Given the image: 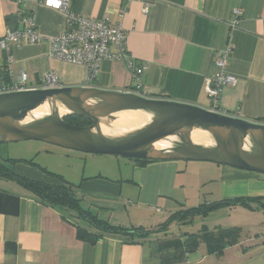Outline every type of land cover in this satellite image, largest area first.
<instances>
[{"label":"crops","instance_id":"0c3cea01","mask_svg":"<svg viewBox=\"0 0 264 264\" xmlns=\"http://www.w3.org/2000/svg\"><path fill=\"white\" fill-rule=\"evenodd\" d=\"M72 10L122 25L129 55L136 64L147 67L141 92L148 98L212 109L206 83L218 71V55L230 48L228 71L239 80L223 90L220 110L264 123V0H144L130 4L124 0H72ZM235 10L242 14L236 15ZM16 11L15 0H0V39L9 29H22L21 24L15 27ZM34 14L45 39L14 48L15 75L26 72L35 86L44 73L55 70L65 86L81 85L85 67L49 57L50 39L66 28V15L47 6L37 7ZM5 63L6 53L0 50V71ZM135 85L124 60L104 63L95 81V86L106 90L130 91ZM0 156L8 159L1 150ZM124 165L113 168L111 174L103 168L86 174V164L81 176L73 175L76 179L36 163L18 162L14 172L56 185L62 183L48 172L62 177L88 203L104 209V219L111 222L117 215L114 225L123 227L158 229L174 215L203 205L264 197V175L225 165L174 160L145 166L132 160ZM193 190L197 202L192 203L189 193ZM34 198L17 183L0 178V264H264V234L253 233L264 226V210L221 206L223 212L242 215L246 223L224 226L240 225L243 234L237 245L218 256L205 243L188 251L184 246L187 234L169 235L168 228L144 242L118 235H105L96 244L83 242L77 238L72 220ZM222 226L208 228L216 231Z\"/></svg>","mask_w":264,"mask_h":264},{"label":"water","instance_id":"95a60500","mask_svg":"<svg viewBox=\"0 0 264 264\" xmlns=\"http://www.w3.org/2000/svg\"><path fill=\"white\" fill-rule=\"evenodd\" d=\"M66 116L91 125H71ZM26 141L132 160L210 162L264 175V123L128 91L65 86L0 95V144Z\"/></svg>","mask_w":264,"mask_h":264},{"label":"built area","instance_id":"2783aa9c","mask_svg":"<svg viewBox=\"0 0 264 264\" xmlns=\"http://www.w3.org/2000/svg\"><path fill=\"white\" fill-rule=\"evenodd\" d=\"M143 1L124 0L127 4ZM15 3L17 6L15 27L16 24H21L23 27L22 29H9L0 39V50L6 53V63L0 71V95L65 87L62 78L55 70L44 73L41 83L35 86L30 84L26 72L20 71L18 75H15L13 71L15 47L21 46L22 43L39 44L44 41V35L38 31L34 13L37 7L47 6L63 12L67 20L66 28L50 39L49 57L51 60L85 67L87 70L85 81L79 86L100 88L95 86V81L103 64L124 60L136 81L134 89L128 92L145 96L141 89L144 86V74L147 67L136 64L129 55L127 35L122 25L114 24L109 18L97 20L80 16L72 10V0H15ZM144 12L148 13L147 7ZM234 13L238 16L242 14L239 10H235ZM229 54L230 48L218 55L215 60L218 71L206 83V92L212 101L210 110L221 114H226L220 110L223 90L228 86H235L239 80L228 71Z\"/></svg>","mask_w":264,"mask_h":264},{"label":"trees","instance_id":"16d2710c","mask_svg":"<svg viewBox=\"0 0 264 264\" xmlns=\"http://www.w3.org/2000/svg\"><path fill=\"white\" fill-rule=\"evenodd\" d=\"M64 120L71 125L80 127L91 125L89 120L77 116H66ZM133 161L140 166L154 162L151 160ZM18 162H27L35 165L33 161L12 158H8L7 160L0 159V178L17 183L29 191L35 197L34 199L41 204L60 210L66 219L72 220L76 225L77 238L90 244H96L105 235L127 236L132 240L144 242L157 233L165 232L172 219L190 220L192 219L191 217L208 214L221 206H240L251 211L264 210V197H242L215 203L210 206L203 205L183 215H174L171 220L158 229L123 227L114 225L109 220L104 219L101 216L105 211L104 209L88 203L83 195L73 190L74 185L66 182L58 175L48 172V174L58 179L62 183L61 185L48 184L16 174L14 172V165ZM43 170L46 171L45 169ZM179 216L183 217L179 218ZM242 234L243 230L236 227L220 228L216 231L203 228L197 234H187L184 246L188 251H193L201 243H205L210 252L220 256L224 253L225 249L237 245L242 238Z\"/></svg>","mask_w":264,"mask_h":264},{"label":"rangeland","instance_id":"374dc122","mask_svg":"<svg viewBox=\"0 0 264 264\" xmlns=\"http://www.w3.org/2000/svg\"><path fill=\"white\" fill-rule=\"evenodd\" d=\"M0 150L3 152L5 158L33 161L38 165L48 166L52 172H57L58 174H66L68 178L73 179H76V176H73L75 173L79 176L83 174L86 164V174H90L91 169L100 170L99 168L110 170L109 174H111L110 172L113 168L117 170L118 168L125 166V163L132 162V159L114 155L87 154L40 141L12 142L0 144ZM1 158L2 157L0 156V159ZM189 196L190 202H197V194L194 190L193 193H189ZM220 209L222 208H216L210 213L202 216L191 217L192 219L187 221L172 219V221L168 225V233L166 234H197L203 228H214L215 226L219 225V223L223 225V228H225L224 226H229V224L231 226L232 223H246L242 215L234 212H229L230 210H227V212H223ZM223 209L229 208L227 207ZM116 216L117 215H114L111 221L112 224H115V222L119 220ZM255 222L259 221L255 220ZM236 228L243 229V227H241L240 225H238V227ZM257 230L258 228H256V231L253 232L254 235L257 233L264 234V226H262L258 231Z\"/></svg>","mask_w":264,"mask_h":264},{"label":"bare ground","instance_id":"6f19581e","mask_svg":"<svg viewBox=\"0 0 264 264\" xmlns=\"http://www.w3.org/2000/svg\"><path fill=\"white\" fill-rule=\"evenodd\" d=\"M138 117H140V116H138Z\"/></svg>","mask_w":264,"mask_h":264}]
</instances>
